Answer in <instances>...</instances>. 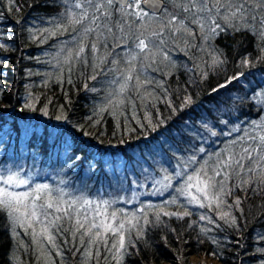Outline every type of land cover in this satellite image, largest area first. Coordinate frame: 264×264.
<instances>
[{"label": "trees", "instance_id": "1", "mask_svg": "<svg viewBox=\"0 0 264 264\" xmlns=\"http://www.w3.org/2000/svg\"><path fill=\"white\" fill-rule=\"evenodd\" d=\"M161 1L160 14L140 19L132 7L114 2L96 11L94 4L102 0H0V175L40 178L49 158L55 163L49 176L69 188L58 194L62 204L74 211L80 205L76 199L91 197L110 169L118 179L112 185L122 181L121 167L141 176L134 166L138 155L143 172L148 164L156 174L172 175L181 155L193 157L203 147L185 175L204 169L219 181L214 189L219 200L192 206L173 182L149 205H109L105 211L116 213V225L125 222L119 254L111 247L118 238L110 233L106 244L67 238L57 243V252L46 244L37 250L30 233L0 208V264H187L191 256L219 264H264V142L255 148L248 141L255 139L256 124L264 135V3L208 0L211 12H201L199 0L195 6L193 0ZM241 3L243 15L231 17ZM223 10L225 21L219 19ZM82 13L87 19L71 23ZM212 19L220 25L215 34ZM86 28L94 30L85 33ZM137 37L148 44L145 52L136 48ZM130 72L133 79L126 81ZM189 96L192 103L185 105ZM218 117L226 122L218 123ZM228 145L231 167L222 151ZM157 149L166 159L155 167ZM47 202L35 201L32 228L50 224L56 211L47 209Z\"/></svg>", "mask_w": 264, "mask_h": 264}, {"label": "rangeland", "instance_id": "2", "mask_svg": "<svg viewBox=\"0 0 264 264\" xmlns=\"http://www.w3.org/2000/svg\"><path fill=\"white\" fill-rule=\"evenodd\" d=\"M225 3L229 2V0H223ZM262 3V1H260ZM227 16V13L225 10H223L222 14L219 16V19L222 21H225V17ZM218 123L223 124L226 122V120L223 117H218ZM213 122H208L206 123V126L208 128H212ZM261 124H256V127L254 129H251L253 133L252 140L253 142L250 141L248 138L249 143L255 144V148L258 147V143L262 142L261 137H264V135L261 133V129L259 128ZM39 132V130L37 131ZM209 135L211 139H214V132H209ZM202 137H207L204 134H200ZM207 139L211 140L209 137ZM206 139V140H207ZM205 140V141H206ZM199 141L202 142L200 139ZM230 142L227 140V144ZM262 144V143H261ZM215 146V144H214ZM204 149L203 147H198L197 151L194 153L193 157L188 156L185 154V156L181 155V160L180 164L174 163V168L175 171L172 175L170 174H162L161 171L159 174H156L154 171V168L149 166L148 164L145 166V169L147 172H143V168H140L138 165L139 163H143L142 159L140 158V155L136 156L137 162L134 163L135 166V171L138 173H141V176H137L133 169L131 167L127 168H119V174H120V180H122L120 183L116 182L112 185V183L116 180L115 175L110 174L111 167L105 166V170H109L110 172L108 173V176L106 178H102V180L97 181L96 187H95V192L87 196H83L80 201L76 199L77 203L80 204L77 206V208L74 211H70L66 205L65 202L62 204V198L58 195H64L66 192H68V186L67 183L64 181H57L55 177H50V167L54 165L55 163H51L49 158L44 161V164L39 170V175L38 176L32 177V175L28 174H23L22 172L19 173H10V174H5L4 176L0 175V188H7L8 191L15 192V193H30V191H33L38 187V186H43L47 185V189L43 190L39 195L40 199L47 200L48 202L51 201L50 196H54L55 199L53 200L54 202V210L55 206L60 207V211H56L54 216L51 218L50 224L47 225H42L38 224L35 226L36 228H27V225L25 224L23 227L20 226L19 223H16L19 225V228L22 229L24 233H30V239L33 238V231H35L37 234L41 232L43 228L48 229V233L51 235L53 233L52 237L54 240L53 242H49L48 239L44 236H38L37 239H32L34 243H36L37 250H39L40 247H44V245H48L53 248L57 252V243L60 241H66L67 238L75 239V238H80L85 241L89 242V236L84 235V232L88 227L91 226L92 223H100L101 220H104L105 222L108 223H113L116 225L115 221L112 220V213L109 214L107 211H105L106 207L108 208L109 205H115L119 203H125L127 205L131 204H137L139 202H142L144 205H149L151 201H155L156 199H160L164 196V193L169 191V188L171 187L173 182H176L177 185L180 187V189H185L186 184H187V177L188 176H195V175H185V171L189 168L188 166L195 162V157L198 154L203 153ZM225 155H226V160L229 161L230 163L227 164L228 167H231V160L230 157L232 155L233 148L231 145H228L225 150H222ZM158 156L157 160H152V164L157 167L159 166L158 163L161 159L165 160L166 159V154L163 153L160 149H157ZM162 152V153H161ZM194 152V151H193ZM145 156L149 159H151V156L149 154L145 153ZM247 156L250 158L251 157V152L247 154ZM243 161H241V164ZM186 165V166H185ZM130 166V165H129ZM58 167L61 169V163L58 165ZM53 168V167H52ZM229 172V171H228ZM112 173V172H111ZM9 175L16 176L20 180L26 181L24 185L16 186V185H6L3 183V180L7 179ZM165 177H168V179H165ZM129 183V185H128ZM215 187H217L218 182H215ZM83 184L85 185V181L83 180ZM32 185V186H30ZM114 186V188L110 189V186ZM192 195H195L200 198L201 202L204 203L203 197H201L200 193H198L193 187L190 189ZM85 194V193H82ZM181 196L185 198L190 205L192 206H198L200 207L196 202L190 201V198L186 197L182 192ZM27 202V201H26ZM68 203H72V199L68 201ZM62 204V205H61ZM74 205V204H73ZM76 206V205H75ZM137 210H140V208H137ZM62 214V216H61ZM59 218V219H57ZM64 220H63V219ZM79 219L82 223H84V228L80 229L77 231V225H76V220ZM98 229H93V231H97ZM111 234V233H110ZM49 242L46 243L45 241ZM45 242V243H42ZM90 243V242H89ZM193 262H197V264H219L216 261H214L211 258H205L203 256H191L188 259L187 264H193Z\"/></svg>", "mask_w": 264, "mask_h": 264}, {"label": "snow or ice", "instance_id": "3", "mask_svg": "<svg viewBox=\"0 0 264 264\" xmlns=\"http://www.w3.org/2000/svg\"><path fill=\"white\" fill-rule=\"evenodd\" d=\"M90 4H93V0H88ZM114 0H102V3H95L94 7L96 11H100L104 5H107L108 7H111L113 5ZM148 3V0H131V3H121L120 7L121 8H128L132 7L133 12L131 14L137 16V18L142 19L144 16L148 15V12L145 11L143 8H141V3ZM221 0H216V4L219 5ZM231 3V0H229ZM262 3H264V0H262ZM196 0H193V5L195 6ZM200 4V11L201 12H211V9L208 7V0H199ZM75 8H80L81 4L80 3H75L74 5ZM244 5L243 3L239 4L238 8L236 11L231 12V17L235 18L237 14L242 13ZM190 9L185 8V11H189ZM216 10L219 11V7H216ZM110 15L109 13L105 12V16ZM84 19H87V14L82 13L80 18H75L71 20V23H82ZM99 19L98 17L93 19V23L96 22V20ZM225 19H228V16L225 17ZM175 21V18H173V21ZM212 24L214 27L211 28L212 33H217V29L220 28L219 24H216L215 20L212 19ZM262 24H264V21H262ZM203 26V25H201ZM94 29L92 28H86L85 33L91 32ZM239 30V29H237ZM262 37H264V32L261 33ZM138 43L135 45L136 48L140 50V52H145L148 49V44L146 43L145 39H141L137 37ZM2 47V46H0ZM93 50H96V46L93 45ZM84 47H80L77 56L82 54L84 52ZM136 57L133 56L132 60H135ZM215 62V60H214ZM131 63V61H129ZM242 63H247V60H243ZM135 69L133 68L132 71ZM206 75V74H205ZM237 77H233V79H236ZM126 81H131L133 79V76L131 75V72L125 77ZM230 82V81H229ZM139 83V82H138ZM226 85H220V87H225ZM126 85H122L120 91L123 92L125 91ZM213 91H218V89H213ZM185 105L191 104L192 103V98L191 96L187 97V99L184 101ZM171 107V105H169ZM27 107H32L31 105H27ZM175 110V109H174ZM45 114L47 112L45 111ZM149 126H152L155 128L154 125H152V121L150 117H146ZM161 124L163 121L160 122ZM50 137L55 139V133H50ZM262 142H264V137L260 138ZM245 151H248L245 149ZM78 159V157H77ZM236 163H240V161H236ZM201 172L203 175H201ZM201 172H197L195 176H188L187 177V184L185 189H177V191L182 192L186 197L190 198V201L196 202L200 207H204V203L201 202L200 198L192 195L190 189L195 187L196 191L200 193L201 197H203L204 200H210V201H218L219 200V195L214 191L215 189V183H214V177H210L207 175V172L204 169H201ZM216 175H220L219 172H216ZM165 179H168V177H165ZM3 183L6 185H24L26 181L18 179L16 176L9 175L7 179L3 180ZM47 189V185L43 186H38L34 190L33 193H15L8 191L7 188H0V208H3L7 211L9 217L12 219V222L14 224L19 223L20 226H24L25 224L27 225V228H32L33 227V221L36 220L37 217V205L35 203L36 200H39L40 193ZM32 198L31 205L26 203V201H29V198ZM175 200H172L171 203H175ZM240 201L237 200L236 204L239 205ZM47 209H53L54 208V202H47L46 204ZM60 207L55 206V211H60ZM164 215H176V213H167L165 212ZM184 215H188L187 212L184 213ZM228 216L227 213H223L221 215L222 219H226ZM112 220L114 221L116 219V213H112ZM157 218H159V214H157ZM59 219V218H57ZM203 219V217H202ZM128 223H131V221H128ZM232 224H235V219L233 218L231 220ZM76 225H77V231L80 229L84 228V223H82L79 219L76 220ZM93 229H98L97 231H93ZM102 230V231H101ZM124 231H125V222H121L117 225H114L113 223H108L105 222L104 220H101L100 223H92L90 227L86 229L84 232V235L89 236V242L94 244L99 241H103L105 244L107 243L106 236L108 233H111L113 236H116L118 239L116 242H114L111 247L114 249H117V254H119L124 248H125V236H124ZM33 238L37 239L38 236H44L46 239H48L50 242H53L54 240L53 237L48 233V229L45 227L41 230L39 234H37L35 231L32 233Z\"/></svg>", "mask_w": 264, "mask_h": 264}, {"label": "water", "instance_id": "4", "mask_svg": "<svg viewBox=\"0 0 264 264\" xmlns=\"http://www.w3.org/2000/svg\"><path fill=\"white\" fill-rule=\"evenodd\" d=\"M122 2L127 3L128 0H114V3L118 6H120ZM141 7L150 14L158 15L163 10L164 3L161 0H148L147 4L142 2Z\"/></svg>", "mask_w": 264, "mask_h": 264}, {"label": "bare ground", "instance_id": "5", "mask_svg": "<svg viewBox=\"0 0 264 264\" xmlns=\"http://www.w3.org/2000/svg\"><path fill=\"white\" fill-rule=\"evenodd\" d=\"M193 264H197V262H193ZM208 264H210V263H208Z\"/></svg>", "mask_w": 264, "mask_h": 264}]
</instances>
